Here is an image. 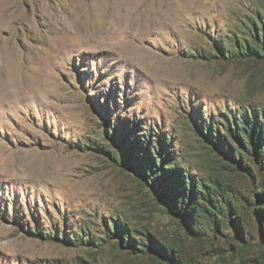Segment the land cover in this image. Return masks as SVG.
<instances>
[{"label": "rangeland", "instance_id": "1", "mask_svg": "<svg viewBox=\"0 0 264 264\" xmlns=\"http://www.w3.org/2000/svg\"><path fill=\"white\" fill-rule=\"evenodd\" d=\"M43 1L0 0V264H264V0Z\"/></svg>", "mask_w": 264, "mask_h": 264}, {"label": "bare ground", "instance_id": "2", "mask_svg": "<svg viewBox=\"0 0 264 264\" xmlns=\"http://www.w3.org/2000/svg\"><path fill=\"white\" fill-rule=\"evenodd\" d=\"M38 1L42 2L43 0H38ZM141 1L142 2L139 5H137L133 10L128 11V17L129 18H132L135 16L138 17L143 13V9L148 4V2H147V0H141ZM42 3H44V1ZM160 7H161V5H160ZM71 9H72V13L76 17V21H77L78 25H81L82 27L83 26L88 27L91 25H95V26L97 25L98 26L97 35H100L101 33L103 34L104 30L110 31L111 32L110 34H112V31H114L113 34H115L119 30V28H122V25L117 21L118 16L110 18V20L107 22L102 21V19L105 18L109 14L110 9L116 13L124 11V8L122 6H120V4L115 0H110L103 7V9L101 10L103 14L97 13V11H98L97 9L96 10L87 9V6L84 4L83 0H74V3L72 4ZM148 14H150V13H148ZM95 16H96V18L98 17L99 21L94 19ZM167 21H168V18L164 19L162 21L153 22V23L149 24L148 25L149 33H152V31L155 30L157 27H159V25L166 24ZM128 23L129 22L125 19V27L124 28L127 27L126 25ZM138 51H142V49L141 50L138 49ZM150 56L152 58L154 55H150Z\"/></svg>", "mask_w": 264, "mask_h": 264}]
</instances>
